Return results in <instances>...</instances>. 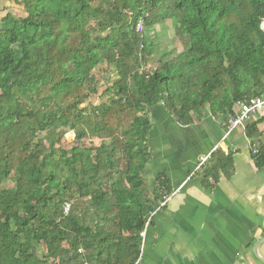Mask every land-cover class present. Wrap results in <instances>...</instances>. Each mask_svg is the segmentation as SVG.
<instances>
[{"label": "trees", "instance_id": "16d2710c", "mask_svg": "<svg viewBox=\"0 0 264 264\" xmlns=\"http://www.w3.org/2000/svg\"><path fill=\"white\" fill-rule=\"evenodd\" d=\"M10 2L24 15L0 17V264H135L169 191L143 178L145 108L161 103L183 123L264 97V0ZM167 19L176 55L155 51L148 34ZM99 65L115 79L102 93L110 99L93 106ZM263 121L246 125L247 138ZM231 166L222 155L214 168Z\"/></svg>", "mask_w": 264, "mask_h": 264}, {"label": "crops", "instance_id": "0c3cea01", "mask_svg": "<svg viewBox=\"0 0 264 264\" xmlns=\"http://www.w3.org/2000/svg\"><path fill=\"white\" fill-rule=\"evenodd\" d=\"M11 5L0 0V17ZM145 115L143 178L150 191L161 180L169 191L148 217L135 264H264V164L256 166L251 154L264 147V121L254 138L245 134L264 106L230 130L229 116L209 107L183 123L161 103L147 106ZM222 155L231 158L228 175L214 168Z\"/></svg>", "mask_w": 264, "mask_h": 264}, {"label": "rangeland", "instance_id": "374dc122", "mask_svg": "<svg viewBox=\"0 0 264 264\" xmlns=\"http://www.w3.org/2000/svg\"><path fill=\"white\" fill-rule=\"evenodd\" d=\"M10 1V0H9ZM7 12L13 13L15 16L24 15L23 11L18 8L15 4L8 6ZM3 15V14H2ZM172 19H167L162 25L156 26L153 32H148L149 36L152 38L153 42L156 43L154 50L155 51H165L166 54L176 55L181 51L180 48L173 47V24ZM261 27L264 29V20L261 23ZM152 64L148 63L146 65V69H149ZM93 76L96 79L98 84V92L96 95H92L90 100L93 106H97L99 104L105 103L110 99V92L105 96H102L105 87L111 88V83L115 79V72L111 66L99 65L92 71ZM1 90V89H0ZM74 134L72 132H67L63 139L61 140V146L64 149L70 148L72 145ZM92 142L96 145L98 142L95 139H92ZM91 142V143H92ZM86 146H88L89 141L85 142ZM12 185L11 180L4 181L3 187H10Z\"/></svg>", "mask_w": 264, "mask_h": 264}, {"label": "built area", "instance_id": "2783aa9c", "mask_svg": "<svg viewBox=\"0 0 264 264\" xmlns=\"http://www.w3.org/2000/svg\"><path fill=\"white\" fill-rule=\"evenodd\" d=\"M135 30L137 32H142L143 31V26L140 21L136 23ZM238 107V112L234 115H230L227 118V127L228 129H233L239 125L245 124V122L253 115H255L263 106H264V97L263 96H257L254 98L249 99L246 102H237L236 103ZM251 151L253 153H256L257 150L256 148H252ZM166 199H164L165 201ZM163 204V203H161ZM70 207V203L65 202L63 205V212L67 213ZM152 212L149 214L151 216ZM143 233H141V236ZM79 253L82 252L81 249L78 250ZM83 264H87L84 262Z\"/></svg>", "mask_w": 264, "mask_h": 264}, {"label": "water", "instance_id": "95a60500", "mask_svg": "<svg viewBox=\"0 0 264 264\" xmlns=\"http://www.w3.org/2000/svg\"><path fill=\"white\" fill-rule=\"evenodd\" d=\"M261 261H263V260H261ZM264 262V261H263Z\"/></svg>", "mask_w": 264, "mask_h": 264}]
</instances>
